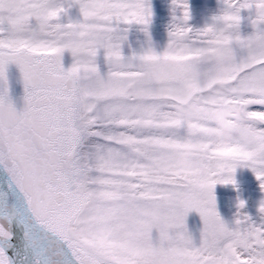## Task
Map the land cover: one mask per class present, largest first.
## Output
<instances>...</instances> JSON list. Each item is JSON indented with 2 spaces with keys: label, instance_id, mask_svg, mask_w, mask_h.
Here are the masks:
<instances>
[{
  "label": "snow or ice",
  "instance_id": "obj_1",
  "mask_svg": "<svg viewBox=\"0 0 264 264\" xmlns=\"http://www.w3.org/2000/svg\"><path fill=\"white\" fill-rule=\"evenodd\" d=\"M221 3L171 0L158 51L153 0H0V264H264V200L230 227L214 194L264 191V0Z\"/></svg>",
  "mask_w": 264,
  "mask_h": 264
},
{
  "label": "rangeland",
  "instance_id": "obj_2",
  "mask_svg": "<svg viewBox=\"0 0 264 264\" xmlns=\"http://www.w3.org/2000/svg\"><path fill=\"white\" fill-rule=\"evenodd\" d=\"M188 3L191 9V20L189 23L190 25L192 24L194 28L202 27L205 21L210 20V17L216 14L223 6L221 0H188ZM153 6L155 17L151 30L152 40L157 46V50L160 51L166 45L168 39L164 30L171 20V0H153ZM177 14L179 15V13ZM72 15L74 17L78 16V10L73 9ZM241 15L246 18L249 13L243 11ZM162 16H164V18H161ZM166 17L168 19H165ZM207 17H209V19H207ZM241 31L243 34H249L252 31L247 19L242 21ZM133 46L135 47L136 44L134 43ZM63 60L68 67L71 66L72 57L70 53L66 52L63 56ZM101 70L105 72L107 70L106 66L101 67ZM235 179L237 181V187L235 188L231 184L215 185L223 187L220 193H215L216 200L218 201L217 211L230 227L233 225L237 213L238 201L243 200L245 202L249 199L248 206H246L245 202V208L242 211L248 213L253 219L259 220L260 215L258 213V208L261 200H264V191L261 190L260 182L256 179L251 169L247 167H238L235 172ZM186 224L189 231L193 234L194 242L198 243L199 232L203 226L199 214L196 212L189 213L186 218Z\"/></svg>",
  "mask_w": 264,
  "mask_h": 264
},
{
  "label": "water",
  "instance_id": "obj_3",
  "mask_svg": "<svg viewBox=\"0 0 264 264\" xmlns=\"http://www.w3.org/2000/svg\"><path fill=\"white\" fill-rule=\"evenodd\" d=\"M9 81H10V95L13 100L14 106L18 111L23 109V85L20 82V73L18 68L15 65L9 67ZM221 187L214 188V193H219ZM11 231L13 232V242L15 243L18 238L22 235V226H19L16 223H13L11 226ZM9 254L11 255V250H9Z\"/></svg>",
  "mask_w": 264,
  "mask_h": 264
},
{
  "label": "flooded vegetation",
  "instance_id": "obj_4",
  "mask_svg": "<svg viewBox=\"0 0 264 264\" xmlns=\"http://www.w3.org/2000/svg\"><path fill=\"white\" fill-rule=\"evenodd\" d=\"M161 18H164V16H162ZM165 19H168L167 17L165 18ZM207 19H209V17H207ZM206 22V21H205ZM169 24V23H168ZM191 26L192 27H194L192 24H191ZM155 27V26H154ZM165 33H166V35H167V27H165ZM125 52L127 53L128 52V49H127V47L125 48ZM101 67H104V65L103 64H101ZM223 190V189H222ZM217 201V200H216ZM250 200L248 199V200H246L245 202H246V206H248V202H249ZM255 220V219H254ZM257 220V219H256ZM228 224V223H227ZM229 225V224H228Z\"/></svg>",
  "mask_w": 264,
  "mask_h": 264
},
{
  "label": "bare ground",
  "instance_id": "obj_5",
  "mask_svg": "<svg viewBox=\"0 0 264 264\" xmlns=\"http://www.w3.org/2000/svg\"><path fill=\"white\" fill-rule=\"evenodd\" d=\"M64 67L67 69L68 66L66 65L65 61L63 60Z\"/></svg>",
  "mask_w": 264,
  "mask_h": 264
}]
</instances>
